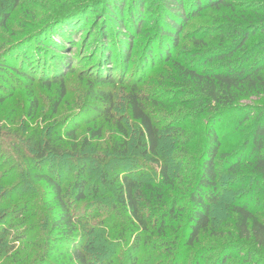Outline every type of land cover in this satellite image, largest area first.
<instances>
[{
	"label": "trees",
	"instance_id": "16d2710c",
	"mask_svg": "<svg viewBox=\"0 0 264 264\" xmlns=\"http://www.w3.org/2000/svg\"><path fill=\"white\" fill-rule=\"evenodd\" d=\"M21 1L0 0V29ZM228 5L227 0L69 2L21 29L4 48L0 45V104L19 90L29 91L9 124L0 118V256L12 253L14 264H184L182 258L191 253L188 263L202 264L210 248L190 250L202 235L214 232L212 209L219 204L223 184L231 183L228 187L244 186L226 205L233 219L232 237L238 242L230 237L217 246L209 264L264 262V218L253 209L258 195H264V105L255 113L245 165L243 151L224 160L220 153L224 127L217 126L223 116L237 110L245 112L241 122L251 118L252 106L240 104V99L263 97L264 75L245 66L249 57H233L238 49L226 46L196 45L198 51L189 55L192 60L182 62L172 54L190 17L205 8ZM145 10L156 12V36L142 60L141 75L136 67L130 73L132 84L125 82L126 116L115 119V136L102 144L103 125L86 128L78 139L79 127L72 119L56 116L67 94L66 79L74 70L72 50L64 43L72 32L86 31L90 11L91 17L102 19L105 38L110 23L131 38L144 25ZM60 24L64 26L59 38L67 39L50 44L36 39L49 26ZM260 24L264 34V19ZM134 38L116 51L104 43L103 59L99 57L88 73L80 112L93 111L107 121L113 117L112 92L116 82L125 81ZM240 38L238 48L248 34ZM22 43L34 44L31 58L12 55ZM112 57L118 77L103 65ZM163 62L171 71L157 66ZM163 72L164 79H154ZM148 80L159 86L144 90L141 82ZM36 86L49 92L46 109ZM196 118H203V123H191ZM128 127L135 131L133 144ZM222 164L230 177L225 182ZM17 167L19 173L11 175ZM106 199L111 207L104 205ZM106 207L107 216L98 219L90 214ZM236 250L239 259L228 262ZM254 255L257 261L252 260Z\"/></svg>",
	"mask_w": 264,
	"mask_h": 264
},
{
	"label": "rangeland",
	"instance_id": "374dc122",
	"mask_svg": "<svg viewBox=\"0 0 264 264\" xmlns=\"http://www.w3.org/2000/svg\"><path fill=\"white\" fill-rule=\"evenodd\" d=\"M81 1L83 0H22L21 5L16 8L11 14L6 25L0 29L1 47L4 48L10 40H13L20 33L21 29H23L22 31H25L31 26H33L36 21L40 22L42 19L47 18L49 15H51L54 11L56 12L57 6H66L69 2L79 3ZM227 1L229 5L225 8H221L220 10L205 8L202 9L196 15L190 17L179 36V44L177 45V47H175L174 50H172V54L174 56H177L178 60L182 62L183 59L192 60V56L189 55L194 53L195 51H198L196 45L201 49L226 46L232 49H238L235 51L233 57H249L247 62L245 63V66H253L264 75V34L260 24L261 21L264 19V0ZM104 5L105 1L101 3L98 9L102 10L104 8ZM133 7L134 5L130 6V10H133ZM127 8L128 6L125 4V19H127ZM145 13L146 17L144 25H141V30L139 31V33L137 32L132 35V37L134 36L135 38L134 40H132V51L129 54V60L127 64L128 72L125 74V81L123 84L116 82L117 84H115L114 86L115 90H113L112 93L115 97L116 106L114 111L112 112L113 117H110L111 119H108V121L106 117L102 118L93 111L83 110L80 112L79 104L85 98L84 92L86 89V85L91 77L88 74L89 71H92L95 62L99 64V57H101V60L103 59L101 51L104 48V43H106L107 41L108 45H113L112 50L116 51L115 48H119V45H122L124 42H126V39L131 40L132 37L128 38L127 34L125 35L122 31L118 32L116 26L113 23H110L106 30V40L103 34L104 31H102V28L104 27L103 22L101 21L102 19H99L97 15L91 17L90 11L87 13V26L82 23L84 26H86V31H84L83 34H81L80 32L81 30L72 32V34H69L68 40L64 43L68 47V50H72L70 54L71 59L74 61L72 67L74 70L69 73V76L66 79L67 94L65 99L61 103L58 114L56 116H61V118L66 117L67 120L72 119V124H76L79 127V130L77 131L78 139L81 138L82 135H84L86 128L103 125V139L99 142L102 144L107 139L115 136L116 129L113 127L115 119L122 116H126L122 94L124 93V91H127L129 85L126 86L125 82L127 80L130 81V84H132V77L130 73L135 70L136 67L137 76L139 77L141 75L142 70L139 68L142 67V60L145 57V54L147 53L149 48H151L152 41L153 39H155L156 36V12L151 10L147 12L145 10ZM98 20H100L99 23H97ZM64 21L65 20H63V22ZM63 26L64 24H60L57 25V28H53L54 26L51 25L47 29L42 31V34H40L39 37L36 39H40V41H42V43L44 44L55 43L54 41H62L63 38L66 37H62L61 40L59 38V35L63 33V29H61L63 28ZM142 30H144V32H142ZM242 33L248 34V38L243 47L238 48L239 39H241L240 37ZM17 47L18 48H15L13 50L12 55L14 56V58L18 55V53L20 55L26 54L29 58L32 57V53H36V49L34 48L33 43H22L17 45ZM29 52H31V55L29 54ZM114 53L117 54V52ZM114 59L116 58L112 57V62L110 64L105 63L103 65H106V68L108 67L107 69L114 71L113 65L116 61ZM120 63L122 64L121 61ZM157 66L163 67V69L166 71H171L170 64L168 62L157 64ZM116 71L117 72L114 71V75L118 77V70ZM165 75V72L160 73L159 76H155L154 79H164ZM167 77L168 76H166V79ZM35 85L36 83L34 84V86ZM140 86L144 90H147V88H155L159 86V84H157L156 82H150L148 80L144 83L141 82ZM101 87L105 88L104 86ZM35 89H39L40 97L44 98L43 100H39L40 104L46 105V109L48 107L46 99L49 98V92L44 91V89L39 88L37 86ZM28 94L29 91L24 88L15 93L14 97L0 104V118L3 119L4 124H9L8 121L11 120L14 115L16 116V113L19 112L20 107L25 104L24 100ZM179 99H181V96ZM240 104H248L252 106L254 114H251V118L243 120L244 122H241V119L244 117L245 112L242 110H237L227 116H223L221 119L222 124L218 123L217 126H219L220 124V126L222 125V127H224L223 141L222 146L220 148V153L223 154L224 160L226 158L225 156L235 155L236 153H239V151H241V153L243 151L244 155L242 156L241 161H243V165H245V161L247 159V155L249 153L250 148L249 137L256 118L255 113L259 111V107L264 105V96L241 98ZM202 119L203 118H196L194 120L190 119V121L191 123H193V121H197L195 123L196 125L202 124ZM121 123L125 124L126 120H121ZM128 129L129 131L131 130L130 138L131 143L133 144V139L135 140V137L133 138L135 131L134 129L132 130L129 127ZM222 165V180H224L225 182L227 181V177H230L227 176L228 173L225 170V167L227 166L225 164ZM1 169L2 168H0V171ZM19 171L20 168L17 167L10 174H17L19 173ZM249 183L250 180L246 181V185ZM39 185H41V183H39ZM229 185H231V183L223 184V191L219 204L214 206L212 209L211 224L214 232L202 235L200 243L190 250V252H194V250L196 251L200 249V251L204 252L205 249L210 248L209 252L203 256V260L201 262L202 264H209L211 260L215 257V250L217 246H220L224 241L229 240L230 237H232L233 235V219L232 215L226 208V205L234 199L233 197L238 193V189L241 190L243 184H233V186L228 187ZM103 194L106 195L105 192H103ZM258 196V202H253V209L258 213L261 218H264V195L263 193H261ZM89 200L91 201L90 198ZM109 204V200L106 199L104 205L109 206ZM107 209V207L106 210H96L94 208L92 209L90 214L93 217L94 215H96L95 217L99 219L100 217H103V215H108L110 211ZM86 219V221H92L91 217H86ZM112 220L114 219L112 218ZM107 223L109 222L107 221ZM231 239V241L233 242L237 241L233 237ZM8 255L3 256L2 254L0 256V262L4 260L5 263L14 264V262H11L13 257L12 253H9ZM191 255V253L185 254L184 258H182V262L184 261V264H189L188 261L190 262ZM240 255L241 254L239 251H234L232 258L228 260V262L239 259ZM252 260L257 261V256L254 255L252 257ZM262 263L264 262H260V264Z\"/></svg>",
	"mask_w": 264,
	"mask_h": 264
},
{
	"label": "water",
	"instance_id": "95a60500",
	"mask_svg": "<svg viewBox=\"0 0 264 264\" xmlns=\"http://www.w3.org/2000/svg\"><path fill=\"white\" fill-rule=\"evenodd\" d=\"M55 18H58V17H54L53 20H54Z\"/></svg>",
	"mask_w": 264,
	"mask_h": 264
}]
</instances>
